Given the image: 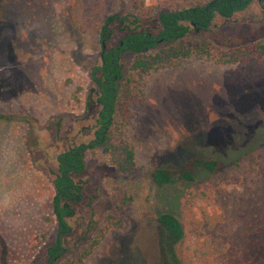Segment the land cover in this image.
Instances as JSON below:
<instances>
[{
  "label": "rangeland",
  "instance_id": "374dc122",
  "mask_svg": "<svg viewBox=\"0 0 264 264\" xmlns=\"http://www.w3.org/2000/svg\"><path fill=\"white\" fill-rule=\"evenodd\" d=\"M187 1L144 0L140 27L125 26L156 32L157 14ZM138 12L132 0H0V264H47L57 233L56 155L93 138L100 109L91 79L100 25L108 14L131 20ZM110 27L106 49L127 33L116 20ZM196 36L226 48L263 40L264 7L216 16ZM133 57L120 56L124 73ZM139 83L122 130L134 169L120 175L99 149L84 152L85 169L74 176L82 199L66 220V251L53 264H159L156 218L163 211L186 224L188 258L209 236L213 246L224 243L219 264H264V151L224 170L264 143V56L232 64L189 57ZM192 158L218 160L224 171L192 167V182L152 181V170L176 171ZM243 222L248 234L238 242Z\"/></svg>",
  "mask_w": 264,
  "mask_h": 264
},
{
  "label": "trees",
  "instance_id": "16d2710c",
  "mask_svg": "<svg viewBox=\"0 0 264 264\" xmlns=\"http://www.w3.org/2000/svg\"><path fill=\"white\" fill-rule=\"evenodd\" d=\"M132 1L138 14H132L131 20L127 15L108 14L98 31L101 45L109 39L112 31L110 25L115 20L119 22L120 29L127 33L116 46L109 49L101 47L100 63L91 68V79L97 90L96 100L100 104L93 138L56 155L57 172L53 178L51 206L57 233L54 243L47 248V264H53L52 259L62 249V237L70 231L66 220L74 215L73 204L82 199L83 185L74 176L85 169L84 152L99 149L120 175H128L133 171L134 150L122 137V130L129 117L130 103L142 92L139 82L145 74L189 57L204 58L216 64H232L258 60L264 56V39L226 48L196 36L198 32L209 30L216 16L229 19L253 4L264 7V0H188V4L182 3L176 9L160 11L157 14L156 32L137 28L127 30L126 21L140 27L139 15L147 12L146 8L143 9L144 0ZM126 51L133 52L134 57L128 72L124 73L120 56ZM263 151L264 143L242 154L224 170L237 168L246 160L257 161V155ZM192 167H199L210 175L224 171H220L223 166L218 160L192 158L187 165L176 171L156 168L152 170L151 178L158 186L179 181L192 182L196 179ZM244 220L251 222V218ZM156 222L159 264H219L214 258L225 252L222 250L224 243L213 246L211 238L206 236L198 246L196 258H188L189 255L182 249L188 236L186 224L170 211L159 213ZM250 228L254 230L255 227L252 225ZM246 232L248 234L247 224L243 222L236 234V241H243ZM96 240H93V246ZM64 264H72V260H66Z\"/></svg>",
  "mask_w": 264,
  "mask_h": 264
},
{
  "label": "water",
  "instance_id": "95a60500",
  "mask_svg": "<svg viewBox=\"0 0 264 264\" xmlns=\"http://www.w3.org/2000/svg\"><path fill=\"white\" fill-rule=\"evenodd\" d=\"M102 47L104 48V44H102ZM65 251H66L65 249H61L60 252H59V254H57V255L52 259V261L57 260L62 254L65 253Z\"/></svg>",
  "mask_w": 264,
  "mask_h": 264
},
{
  "label": "flooded vegetation",
  "instance_id": "af4514ba",
  "mask_svg": "<svg viewBox=\"0 0 264 264\" xmlns=\"http://www.w3.org/2000/svg\"><path fill=\"white\" fill-rule=\"evenodd\" d=\"M122 39H123V38H122ZM122 39H120V40H122ZM120 40H119V41H120ZM119 41H118V42H119ZM104 47H105V43H104ZM96 92H97V90H96ZM96 98H97V96H96ZM99 105H100V104H99ZM79 144H80V143H79Z\"/></svg>",
  "mask_w": 264,
  "mask_h": 264
}]
</instances>
